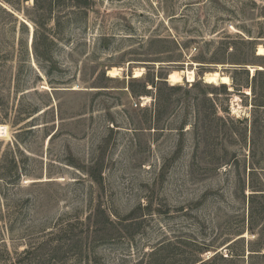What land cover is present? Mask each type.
I'll return each mask as SVG.
<instances>
[{
    "label": "rangeland",
    "instance_id": "rangeland-1",
    "mask_svg": "<svg viewBox=\"0 0 264 264\" xmlns=\"http://www.w3.org/2000/svg\"><path fill=\"white\" fill-rule=\"evenodd\" d=\"M1 4L0 264H264L243 196L264 188V0L68 3L48 60L32 1ZM218 66L230 85L199 78Z\"/></svg>",
    "mask_w": 264,
    "mask_h": 264
},
{
    "label": "trees",
    "instance_id": "trees-1",
    "mask_svg": "<svg viewBox=\"0 0 264 264\" xmlns=\"http://www.w3.org/2000/svg\"><path fill=\"white\" fill-rule=\"evenodd\" d=\"M28 1H32L31 6L29 8H24L23 10L26 18L31 21L34 28L32 35V51L35 57H41L44 60H48L46 56L48 50L47 44H51L53 42V39L50 36V22L53 20L56 26L60 23V17L55 16L56 9L67 6L68 3H72L78 9H80V11H86L89 7H91L92 4V0H0V11L16 19L14 13L4 7L1 3H6L12 8L20 11L22 10V3ZM21 23L23 26L26 25L25 22ZM39 44H46L44 51L41 52ZM244 71L247 73V70ZM223 87L225 86L223 85ZM259 105L264 104L262 103ZM236 122L238 124L242 123V121L238 120ZM248 188L250 189V193H248L247 196H245L243 193V196L247 202L248 210L245 229L248 231L256 230L257 240L256 242H248L247 247L250 251L249 255H260L264 257V252H262L264 249V188L254 186L252 184H248ZM242 233L243 230H240L236 233V235H241ZM243 240L244 237H239L228 244L227 247L232 248V244H237V242H242ZM230 252V258L243 254L240 252H235L234 250H230ZM198 261L199 260L195 261V263ZM204 262L205 261H202L198 264H203ZM9 264H15V262L10 261Z\"/></svg>",
    "mask_w": 264,
    "mask_h": 264
},
{
    "label": "bare ground",
    "instance_id": "bare-ground-1",
    "mask_svg": "<svg viewBox=\"0 0 264 264\" xmlns=\"http://www.w3.org/2000/svg\"><path fill=\"white\" fill-rule=\"evenodd\" d=\"M257 54L258 55H264V46L259 45L257 47ZM262 68V66H260ZM143 67H138L133 69V77L134 78H140L144 74ZM125 68L123 67H111L108 69L107 74L110 77L113 78H121L122 74L124 73ZM251 71L253 72L254 69L251 67ZM124 76V75H123ZM197 78V73L195 71V68H189L185 67L183 69H174L169 72L168 74V82L173 85V84H181L184 82H192L195 81ZM204 83L208 84H231V77L223 73L221 70V67L218 66L212 71H206L204 72L201 77Z\"/></svg>",
    "mask_w": 264,
    "mask_h": 264
}]
</instances>
